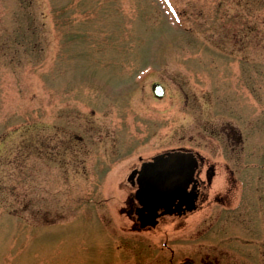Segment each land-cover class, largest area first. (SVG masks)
I'll list each match as a JSON object with an SVG mask.
<instances>
[{
  "label": "rangeland",
  "instance_id": "1",
  "mask_svg": "<svg viewBox=\"0 0 264 264\" xmlns=\"http://www.w3.org/2000/svg\"><path fill=\"white\" fill-rule=\"evenodd\" d=\"M228 124L263 150L264 0H0V264H244L225 249L264 248L257 189L238 217L205 203L154 232L120 212L158 153L219 166ZM52 133L82 166L31 177Z\"/></svg>",
  "mask_w": 264,
  "mask_h": 264
},
{
  "label": "flooded vegetation",
  "instance_id": "2",
  "mask_svg": "<svg viewBox=\"0 0 264 264\" xmlns=\"http://www.w3.org/2000/svg\"><path fill=\"white\" fill-rule=\"evenodd\" d=\"M222 134L225 135L226 141L225 155L222 163L218 166L215 162L211 161L210 156H204L197 150L187 149L180 147L183 153L192 152L198 161V166L194 175L191 187L195 186L198 194L197 198V211L200 207H203L207 203L211 207L210 217H219L225 214L241 215L242 210L246 208V195L245 188L257 189L258 194L254 196L258 197L257 202L264 199V148L263 150H256L260 147L259 138L245 137L243 131L233 124H228L223 128ZM58 134L52 133L48 136L47 142L42 148H36L35 158L30 166L31 177L37 175L41 169L37 161L44 162L47 171L51 167H57L58 169L67 170L71 165L74 169H80V157H76L75 146L77 145L72 137L57 138ZM250 136V135H248ZM37 144V143H35ZM38 147V145H36ZM35 150L33 151L35 153ZM73 152L74 156L70 154ZM43 156H41V155ZM72 156V159H70ZM71 162V164H69ZM134 168L133 170H135ZM225 172V175L223 172ZM219 175L222 179L221 185L215 188L211 195L210 190L214 185V178ZM131 183V182H130ZM132 188L135 185L130 184ZM133 192L130 194L128 200H126V207L123 209L126 211L122 214L132 220L131 228L139 231L157 230L156 227L143 226L139 221L138 216L135 213V201L132 198ZM253 198L250 197L249 200ZM213 206H218L219 209L215 210ZM262 207V206H261ZM194 211V212H195ZM192 212L175 214L176 218H186ZM167 216L161 217L160 221ZM238 217V216H237ZM214 248V247H212ZM243 249V248H242ZM225 254L232 256L236 262H242L244 264H264V248H253L246 251L241 248H228L225 249ZM206 264H214L213 262H207Z\"/></svg>",
  "mask_w": 264,
  "mask_h": 264
},
{
  "label": "water",
  "instance_id": "3",
  "mask_svg": "<svg viewBox=\"0 0 264 264\" xmlns=\"http://www.w3.org/2000/svg\"><path fill=\"white\" fill-rule=\"evenodd\" d=\"M153 90L158 97H163L165 91L160 83H154ZM196 167L193 155L167 151L144 162L140 170L134 171L130 179L139 174L136 197L141 207L137 213L144 225L155 226L158 217L180 211L184 205L189 210L196 207V193L188 190ZM180 264L195 263L188 260Z\"/></svg>",
  "mask_w": 264,
  "mask_h": 264
}]
</instances>
